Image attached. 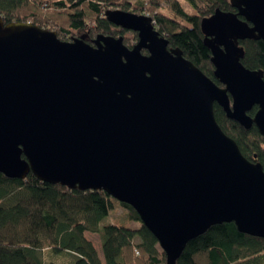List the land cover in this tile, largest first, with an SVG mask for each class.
Returning a JSON list of instances; mask_svg holds the SVG:
<instances>
[{
  "label": "water",
  "instance_id": "water-1",
  "mask_svg": "<svg viewBox=\"0 0 264 264\" xmlns=\"http://www.w3.org/2000/svg\"><path fill=\"white\" fill-rule=\"evenodd\" d=\"M229 3L233 12L216 9L199 25L222 87L142 14H104L136 34L130 49L122 36L64 42L0 16V174L129 205L165 264L214 225L264 240L262 166L241 156L213 114L216 104L264 139L262 71L243 67L239 45L264 40V0Z\"/></svg>",
  "mask_w": 264,
  "mask_h": 264
},
{
  "label": "trees",
  "instance_id": "trees-1",
  "mask_svg": "<svg viewBox=\"0 0 264 264\" xmlns=\"http://www.w3.org/2000/svg\"><path fill=\"white\" fill-rule=\"evenodd\" d=\"M184 1L191 13L177 0H0V16L5 25L33 24L55 32L64 42L84 37L85 43L91 44L98 35L122 36L130 49L136 43V34L115 27L104 14L110 7L142 14L154 22V29L168 41L169 49L177 48L184 59L222 87L214 79L211 53L203 45L199 25L216 9H234L230 0ZM161 8L170 16L160 12ZM239 45L244 49L243 67L262 71L264 80V40L239 41ZM255 110L253 107L249 115ZM213 114L241 156L259 163L264 173V139L255 126L245 129L228 120L216 104ZM116 207L125 216L128 228L112 224L100 227ZM20 229L23 232L19 234ZM86 232L97 234L102 258L93 241L85 237ZM45 251L52 259H65L66 264H165L166 259L155 237L129 205L101 191H70L48 185L31 173L23 180L0 174V264H54L46 263ZM175 264H264V240L241 234L232 223L214 225L189 241Z\"/></svg>",
  "mask_w": 264,
  "mask_h": 264
},
{
  "label": "rangeland",
  "instance_id": "rangeland-1",
  "mask_svg": "<svg viewBox=\"0 0 264 264\" xmlns=\"http://www.w3.org/2000/svg\"><path fill=\"white\" fill-rule=\"evenodd\" d=\"M177 2H178L179 6H180L181 8H184L185 11H187L188 13H191V12H192L191 8L188 7V5L186 4V2H185L184 0H177ZM108 9H111V7L108 8ZM111 10H117V9H111ZM161 11H162L165 15H169L166 9H162V8H161L160 12H161ZM130 12H131V11H130ZM132 13H133V12H132ZM135 14H136V13H135ZM169 16H170V15H169ZM19 192H20V191L16 192L15 194L17 195ZM106 224H112V225H116V226L119 225V226L126 227V228H128V226H129V224H127V221H126V219H125V216H123V215L121 214V210L118 209V207H116L115 209L110 210V211L108 212V214L106 215V218L100 223V227H101V226H105ZM131 226H132L133 228H138V227H139V226L136 225V224H132ZM17 231L19 232V234H20L21 232H23L22 229L17 230ZM85 237H86L87 239H91V240L93 241V243H94V247H95V250L98 251V255H99V257L102 258V253H101V249H100V243H99V239H98V237H97V234L95 235V234H91V233H89V232H86V233H85ZM45 252H46V251H45ZM45 257H46V258H45V259H46V263H49V262H54V264H66V263H67V262H65V259H64V260H58V259H55V258L52 259L51 257L48 256L47 252L45 253Z\"/></svg>",
  "mask_w": 264,
  "mask_h": 264
}]
</instances>
